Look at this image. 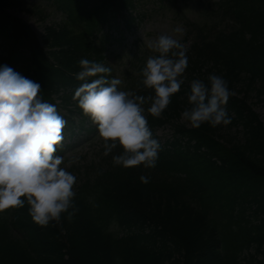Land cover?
<instances>
[{
    "label": "trees",
    "instance_id": "1",
    "mask_svg": "<svg viewBox=\"0 0 264 264\" xmlns=\"http://www.w3.org/2000/svg\"><path fill=\"white\" fill-rule=\"evenodd\" d=\"M51 2L64 19L45 27L40 42L7 11L20 7V0H0V48L7 47L0 67L39 83L44 101L56 108L72 105L85 119L73 100L83 83L75 78L79 61L102 62L94 39L104 26L116 27L117 17L127 30L135 27V0ZM218 6L220 21L232 25L212 40L202 35L190 48L186 71L189 79L197 74L205 83L209 75H220L232 93L245 87L241 98L231 95L226 105L229 117L234 115L229 128L241 126L242 140L224 139L207 123L188 129L177 122L189 107L184 81L160 117L147 116L151 130L170 123L176 134L169 148L159 150L154 168L114 165L112 157L122 151L117 148L86 169L74 189L78 211L71 222L62 214V227L35 224L27 204L0 213V264H264V132L247 104L250 92H264V0H225ZM148 94L144 88L138 95ZM69 125L64 129L71 132ZM184 137L196 141V152L182 147ZM201 146L206 153L197 152ZM168 171H186L190 191L168 185L160 174ZM141 175L149 177L147 184Z\"/></svg>",
    "mask_w": 264,
    "mask_h": 264
},
{
    "label": "clouds",
    "instance_id": "2",
    "mask_svg": "<svg viewBox=\"0 0 264 264\" xmlns=\"http://www.w3.org/2000/svg\"><path fill=\"white\" fill-rule=\"evenodd\" d=\"M147 46L156 55L147 59L141 83L151 94L120 90V79L107 78L111 68L89 59L79 61L81 70L75 77L83 83L75 89L73 100L96 126L103 155L121 149L112 160L125 169L156 166L160 144L153 138L144 105L149 115L160 117L184 83L181 77L188 67L179 39L162 34ZM207 81L193 79L190 83L189 107L182 111L181 120L192 128L231 122L226 105L233 93L228 82L215 73ZM40 88L7 65L0 67V213L27 204L32 221L46 227L51 222L61 224L64 213L71 222L78 211L74 204L77 178L61 167L64 157L55 154L67 121L54 104L40 97ZM139 179L149 182L146 175Z\"/></svg>",
    "mask_w": 264,
    "mask_h": 264
},
{
    "label": "rangeland",
    "instance_id": "3",
    "mask_svg": "<svg viewBox=\"0 0 264 264\" xmlns=\"http://www.w3.org/2000/svg\"><path fill=\"white\" fill-rule=\"evenodd\" d=\"M218 1L139 0L137 11L145 16L137 27L129 33H120V30L115 33L108 32L109 34L112 33V37L115 39L122 38L117 41L110 37L103 50L105 63L111 68L110 80L112 78L120 79L122 81L121 85L118 86L120 90L135 94L141 85V72L147 59L156 55L148 48V42L154 41L159 35L167 34L183 43V39L196 31L197 27L203 30L202 35H215L217 31L229 24L227 22L221 23L218 14L214 12V4ZM20 2L22 3L21 6L10 10V12L26 22L38 39L42 38L45 26L60 22L61 15L54 10L50 0H20ZM43 16L45 17L44 20L41 19ZM176 28H180L182 31L177 33L174 31ZM105 34L106 30L103 31V35ZM193 36L190 35L189 41L183 43L185 48L189 46ZM241 88L238 87V89ZM235 95L241 97L242 93H235ZM248 103L264 125V95L257 99L256 94L251 92ZM87 128L90 130L87 131ZM240 131V128L231 129L232 134H237ZM155 134L156 139L163 143L170 139L171 129L166 125ZM240 136L237 134V137ZM63 137L64 139L57 146L55 154L64 157V163L61 167H65L67 171L72 172V169H78V172L72 173L77 178L74 185L76 187L83 178V171L80 168L89 165L90 162L97 164L103 159V143L98 139L96 126L91 120L88 127L78 129L72 137ZM70 161L71 163H69Z\"/></svg>",
    "mask_w": 264,
    "mask_h": 264
}]
</instances>
